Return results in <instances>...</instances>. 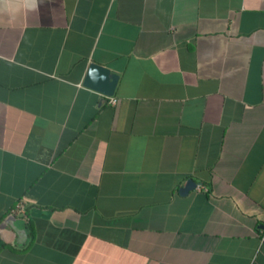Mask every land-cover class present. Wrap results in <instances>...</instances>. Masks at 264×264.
I'll use <instances>...</instances> for the list:
<instances>
[{
	"label": "crops",
	"instance_id": "crops-1",
	"mask_svg": "<svg viewBox=\"0 0 264 264\" xmlns=\"http://www.w3.org/2000/svg\"><path fill=\"white\" fill-rule=\"evenodd\" d=\"M0 264H264V0H0Z\"/></svg>",
	"mask_w": 264,
	"mask_h": 264
},
{
	"label": "water",
	"instance_id": "water-1",
	"mask_svg": "<svg viewBox=\"0 0 264 264\" xmlns=\"http://www.w3.org/2000/svg\"><path fill=\"white\" fill-rule=\"evenodd\" d=\"M119 79V73L113 71L107 66L92 62L89 66L83 83L85 86L92 88L106 96H114ZM197 186V182L194 179L190 178L187 180L186 184L180 188L179 191L182 195H187L189 191L195 189ZM13 217L14 216L9 217L10 220ZM25 233L26 232L21 230L18 234L20 235V238H24Z\"/></svg>",
	"mask_w": 264,
	"mask_h": 264
},
{
	"label": "built area",
	"instance_id": "built-area-1",
	"mask_svg": "<svg viewBox=\"0 0 264 264\" xmlns=\"http://www.w3.org/2000/svg\"><path fill=\"white\" fill-rule=\"evenodd\" d=\"M112 103L117 102V98L115 97H110ZM25 213V205L21 201L18 202L12 209H11V214H24Z\"/></svg>",
	"mask_w": 264,
	"mask_h": 264
}]
</instances>
